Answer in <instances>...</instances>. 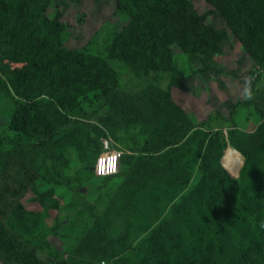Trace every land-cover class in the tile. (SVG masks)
I'll list each match as a JSON object with an SVG mask.
<instances>
[{
    "label": "rangeland",
    "instance_id": "1",
    "mask_svg": "<svg viewBox=\"0 0 264 264\" xmlns=\"http://www.w3.org/2000/svg\"><path fill=\"white\" fill-rule=\"evenodd\" d=\"M256 1L250 13L264 23V0ZM188 4L187 27L177 22L174 31L187 35V30L198 44L205 30H225L228 36L219 43L211 38V52L187 51L171 43L173 58L163 60L159 82L146 73L150 91L143 99L149 100L157 86L152 102L157 103L152 108L184 110L191 131L200 128L203 133L192 139L190 157L181 165L170 159L161 164L145 161L136 142L129 148L115 136L109 144L121 147H117L121 158L123 153L129 156L120 158L117 177L103 178L93 172L96 152L87 156L70 143L47 145L44 138L23 131L27 122L42 132L50 134L54 128L52 133H62L86 120L83 115L97 120L104 104L90 97L91 102L79 105L82 116L73 115L70 123L54 118L45 122L47 115L39 119V101L52 100V94L25 97L13 90L9 70L24 63L14 60L20 47L0 36V230L4 227L19 238L32 264H140L141 251L150 254L145 262L160 264L153 258L158 237L172 230L187 246L190 259L186 264H216L211 245L182 229L177 213L192 202L205 210L206 193L200 186L206 153L213 151V144L223 145L222 156L228 148L234 149L241 170L243 152L252 153L256 141L264 143V27L252 32L254 22L249 21L234 29L216 0H188ZM46 14L61 25L63 46L101 58L107 66H115L120 77L127 76V64L120 62L118 52L120 35L131 19L117 0H51ZM43 78L44 73H39L32 86H40ZM245 86L251 90V99L243 98ZM219 131L225 138L210 141ZM232 131L238 132L235 142ZM256 254L242 252L224 264H259ZM0 264H19L15 250L1 235Z\"/></svg>",
    "mask_w": 264,
    "mask_h": 264
},
{
    "label": "trees",
    "instance_id": "2",
    "mask_svg": "<svg viewBox=\"0 0 264 264\" xmlns=\"http://www.w3.org/2000/svg\"><path fill=\"white\" fill-rule=\"evenodd\" d=\"M50 2L51 0H0V36L10 40L8 44L14 42L20 47L14 60L24 63L21 68L9 70L13 79L11 87L25 97L31 93L44 95L51 92L52 100L47 98L39 101L42 102L39 119L42 120L47 115L45 122L54 118L69 120L70 123L73 115H81L79 105L91 102L90 97L100 99L104 105L97 120L83 115L86 120L71 124V128L62 133H52L54 128L50 134L49 131L42 132L37 126L27 122L22 125L23 131L37 138H44L47 145L70 143L79 154L87 156L93 152L98 156L104 151L103 139L107 136L113 139L116 136L118 142L129 148L136 142L140 147L138 153L145 161L153 160L154 164H161L170 159L181 165L190 157L192 139H197L203 131L200 128L191 131V121L184 110L178 108L163 112L159 105L152 108L157 103H152L157 98V86L149 93V100L143 99L150 91V80L146 73L153 75V79L159 82L165 68L163 60L173 58V51L169 47L171 43L177 42L187 51L211 52L214 47L210 39L222 42L227 38V32L205 30L204 38L198 44L196 40H192V35L187 30V35L174 31L172 28H175L177 22L186 27L188 25V0H117L119 7L131 19L120 35L118 54L123 59L120 62L127 64V76L122 78L115 66H107L101 58L69 50L62 45L59 37L61 25L46 14ZM216 2L226 19L232 21L234 29L253 21L252 32L263 30L264 23L256 20L250 13L256 0ZM41 72L44 73V78L40 86H32L33 80ZM154 112L163 113L154 115ZM30 119L33 121L32 117ZM190 131L191 134L187 137ZM225 135L224 132H216L210 136V141L215 143L218 138L223 140ZM237 136L238 132L232 131L231 141L235 142ZM16 141H21L26 146L30 144L22 138ZM30 145L34 147L33 144ZM36 146L41 147L39 144ZM219 146L218 148L213 144V151L208 150L204 160L205 177L200 187L206 193V208L203 210L200 204L193 202L181 208L177 213L181 228L195 233L200 243L211 245V258L215 259L216 264L236 259L242 252L250 256L259 253V264H262L264 143L256 141L252 153L243 152L239 178L229 174L223 167L224 148L222 144ZM116 147L121 148L118 145ZM165 149L167 150L161 153ZM124 155L128 156L123 153V157ZM117 174L118 172L100 177L120 175ZM0 235L15 250L19 264H32L27 260L30 254L23 249L19 238L4 227L0 230ZM197 238H194L193 244ZM155 248L153 258L160 264H186L190 259L187 246L177 237L176 230L161 233ZM141 255L143 261L140 264H150L149 261L145 262L150 254L141 251Z\"/></svg>",
    "mask_w": 264,
    "mask_h": 264
},
{
    "label": "built area",
    "instance_id": "3",
    "mask_svg": "<svg viewBox=\"0 0 264 264\" xmlns=\"http://www.w3.org/2000/svg\"><path fill=\"white\" fill-rule=\"evenodd\" d=\"M109 142H112L111 136H108L107 138H105L103 140L104 151H102L97 156L95 164L93 166L94 173L97 176L112 175V174H115L119 170V163H120L122 151L117 147H112L111 144H109ZM113 157H115V160L113 162L114 170L111 173H109V172H107V162L110 161L111 158H113ZM100 162L105 163V172L104 173H100V171H99Z\"/></svg>",
    "mask_w": 264,
    "mask_h": 264
},
{
    "label": "bare ground",
    "instance_id": "4",
    "mask_svg": "<svg viewBox=\"0 0 264 264\" xmlns=\"http://www.w3.org/2000/svg\"><path fill=\"white\" fill-rule=\"evenodd\" d=\"M222 165L229 174L232 173V176L237 177L241 167L238 153L234 149L228 148L222 156Z\"/></svg>",
    "mask_w": 264,
    "mask_h": 264
},
{
    "label": "clouds",
    "instance_id": "5",
    "mask_svg": "<svg viewBox=\"0 0 264 264\" xmlns=\"http://www.w3.org/2000/svg\"><path fill=\"white\" fill-rule=\"evenodd\" d=\"M243 98L245 100L251 99L252 98V94H251V90L249 89V87L245 86L242 92ZM112 165L111 162L108 161L107 162V172L111 173L113 170H111ZM99 171L100 173H104L105 172V163L104 162H100L99 164Z\"/></svg>",
    "mask_w": 264,
    "mask_h": 264
},
{
    "label": "snow or ice",
    "instance_id": "6",
    "mask_svg": "<svg viewBox=\"0 0 264 264\" xmlns=\"http://www.w3.org/2000/svg\"><path fill=\"white\" fill-rule=\"evenodd\" d=\"M114 160H115V157L111 158V160H110V162H111V165H112V168H111V170H114V167H113V162H114Z\"/></svg>",
    "mask_w": 264,
    "mask_h": 264
},
{
    "label": "water",
    "instance_id": "7",
    "mask_svg": "<svg viewBox=\"0 0 264 264\" xmlns=\"http://www.w3.org/2000/svg\"><path fill=\"white\" fill-rule=\"evenodd\" d=\"M240 173V172H239ZM238 178H239V175H238Z\"/></svg>",
    "mask_w": 264,
    "mask_h": 264
}]
</instances>
